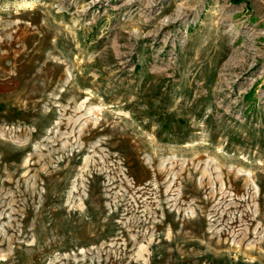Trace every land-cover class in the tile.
<instances>
[{
  "label": "rangeland",
  "instance_id": "rangeland-1",
  "mask_svg": "<svg viewBox=\"0 0 264 264\" xmlns=\"http://www.w3.org/2000/svg\"><path fill=\"white\" fill-rule=\"evenodd\" d=\"M0 264H264V0H0Z\"/></svg>",
  "mask_w": 264,
  "mask_h": 264
}]
</instances>
